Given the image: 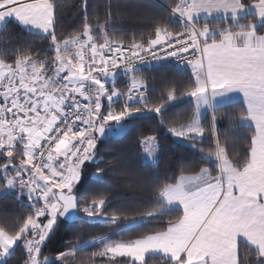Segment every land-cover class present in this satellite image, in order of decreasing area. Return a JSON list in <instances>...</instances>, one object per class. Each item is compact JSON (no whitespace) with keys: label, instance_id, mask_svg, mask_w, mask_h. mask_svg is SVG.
<instances>
[{"label":"snow or ice","instance_id":"1","mask_svg":"<svg viewBox=\"0 0 264 264\" xmlns=\"http://www.w3.org/2000/svg\"><path fill=\"white\" fill-rule=\"evenodd\" d=\"M58 7L56 0H0V25L14 18L41 30L53 53L45 61L28 52L12 63L0 60V181L5 189H19L30 208L24 217L0 222V264H7L18 242L27 252L25 264H75L86 250L79 242L69 241L71 247L54 259L41 256L58 221L79 213L118 226L90 242L101 250L91 254L100 259L90 258L89 264H147L148 254L160 255L163 264H239L241 240L255 250V264H264V0H178L169 12L179 17L182 31L158 25L154 38L127 45L110 36L107 22L89 23L87 0L83 31L59 37ZM217 13L231 23L210 27L207 21ZM147 56L177 57L190 65L193 79L181 96L194 101V110L168 121L175 125L169 131L194 147L210 131L215 148L205 154L209 167L158 183L150 210L108 214L106 197L85 198L76 187L83 166L97 155L96 133L103 136L110 122L120 125L134 114L162 115L178 99L173 89L157 103L149 100L146 84L136 76ZM120 68L130 80L127 92L107 87ZM233 90L245 99L239 119L254 125L248 153L235 162L216 136L214 105ZM114 98L123 101L119 111L112 108ZM205 107L212 108L207 129L201 118ZM155 140L141 141L150 156ZM103 172L97 168L98 176ZM173 210L178 214L166 226L123 238Z\"/></svg>","mask_w":264,"mask_h":264},{"label":"trees","instance_id":"2","mask_svg":"<svg viewBox=\"0 0 264 264\" xmlns=\"http://www.w3.org/2000/svg\"><path fill=\"white\" fill-rule=\"evenodd\" d=\"M57 35L67 38L83 31L84 14L83 0H56ZM178 0H87L88 21L91 24L105 25L109 28L110 36L122 40L125 45L133 40L139 42L154 38L156 26H169L170 30L182 31L181 22L170 15L169 9ZM250 2V0H246ZM254 20V16H249ZM205 21L201 20V24ZM246 22V21H242ZM210 27L226 26L231 23L224 18L208 19ZM50 38L44 33L25 29L15 20L7 22L0 33V60L12 63L21 52H28L37 61H45L53 55ZM136 76L147 86L148 98L154 103L159 102L169 90L175 89L178 99L169 102L163 114L142 112L129 117L128 130L120 137L108 136L98 139L97 155L93 162H86L82 170V180L77 185L78 194L85 198L102 195L110 203L105 211L112 214L118 211L129 215L135 211L150 210L153 195L160 182H174L182 174H191L200 167H209L205 154L215 148L216 137L206 131L203 141L186 140L179 142L169 129L175 125L168 121L191 116L194 101L181 92L190 86L193 79L189 69L173 67L148 66L137 69ZM130 80L125 74L114 81V86L121 92L129 88ZM111 90L112 85L107 86ZM105 103L104 110H107ZM116 111L123 107V101L115 105ZM240 102H231L215 108L216 136L225 147L230 160L243 161L249 151L250 140L254 129L240 123V114L245 110ZM162 120L164 123H162ZM202 121L207 128L211 127L212 111L205 114ZM186 122V121H185ZM154 136L158 141V161L155 164L144 160L143 143L145 137ZM203 149V152L200 151ZM0 162L3 158L0 157ZM104 172L97 175V168ZM30 211L26 196H21L19 189H5L0 181V222L15 221L26 216ZM178 213L173 210L140 229L132 231L124 239H135L143 232L166 226L169 219H175ZM117 225L106 223L104 220H88L79 213L73 221L61 218L58 221L55 234L42 249V256L54 259L59 251H67L71 244L79 242L85 245V252L78 255L75 264H89L91 254L99 251V247L90 246L94 238L104 236L116 229ZM119 239L120 237H114ZM27 252L22 242L15 246L7 264H25ZM99 260L100 258H92ZM147 264H163L160 255L152 254L146 258ZM255 250L245 243L239 245V264H255Z\"/></svg>","mask_w":264,"mask_h":264},{"label":"crops","instance_id":"3","mask_svg":"<svg viewBox=\"0 0 264 264\" xmlns=\"http://www.w3.org/2000/svg\"><path fill=\"white\" fill-rule=\"evenodd\" d=\"M203 15L204 14H201V20H204L203 19ZM219 18H224L225 19V14L224 13H217V14H214L212 17H210L209 19H219ZM11 20H15L14 18H8L7 20H6V22H5V24L7 23V22H9V21H11ZM16 21V20H15ZM16 22H18V21H16ZM19 23V22H18ZM4 24V25H5ZM20 24V23H19ZM4 25H0V33H1V31H2V29H3V27H4ZM21 25V24H20ZM23 26V25H22ZM25 29H27V30H30V31H33V32H37V33H42V31L41 30H39V29H35V28H32V27H26V26H23ZM190 71L192 72V69H190ZM109 85H114V82H111V80L109 79L108 80V84H107V86H109ZM185 98H188V99H191L190 97H187V96H185ZM192 100V99H191ZM237 101H240V102H242L244 105H245V107H246V104H245V99H244V97H243V95H242V93H240L238 90H233V91H231V92H229V93H226V94H224L223 96H221V97H218L216 100H215V102H214V105H215V108L216 107H219V106H222V105H225V104H229V103H231V102H237ZM210 111H212V108H207V107H205V108H203V110H202V114H201V118H203L204 116H205V114H207L208 112H210ZM240 123L242 124V125H244V126H247V127H251V128H253L254 129V125L253 124H251L250 122H248V121H242V120H240ZM143 146V150H144V160H146L147 162H150V163H152V164H155L157 161H158V148H159V146H158V141H155V144H154V152H153V155H151V156H147L148 155V153H146L145 152V147H146V145L145 144H143L142 145ZM186 175V174H185ZM77 187V186H76ZM115 239V238H114ZM241 243H245V244H247V242L246 241H243V240H241L240 242H239V244H238V261H239V245L241 244ZM248 245V244H247ZM250 246V245H249ZM250 247H252V246H250ZM15 248V247H14ZM99 249V251L101 250L100 248H98ZM148 255H152V254H148ZM148 255H146V257L148 256ZM157 255V254H156ZM145 257V258H146Z\"/></svg>","mask_w":264,"mask_h":264},{"label":"built area","instance_id":"4","mask_svg":"<svg viewBox=\"0 0 264 264\" xmlns=\"http://www.w3.org/2000/svg\"><path fill=\"white\" fill-rule=\"evenodd\" d=\"M179 20V17H176ZM148 66H161V67H176L181 69H186L190 67L184 60L178 59L177 57H162L161 59L157 60L152 58L151 56L145 57L144 63H138L137 69L140 67H148ZM123 68H120L116 71L115 77L124 74ZM115 100L113 101V103Z\"/></svg>","mask_w":264,"mask_h":264},{"label":"rangeland","instance_id":"5","mask_svg":"<svg viewBox=\"0 0 264 264\" xmlns=\"http://www.w3.org/2000/svg\"><path fill=\"white\" fill-rule=\"evenodd\" d=\"M48 75H51V73L49 72L48 73ZM128 91V90H127ZM126 91V92H127ZM107 101H105V103H106ZM113 108V110H115L116 111V109H115V106H113L112 107ZM202 110H203V108L201 109V114H202ZM106 111V110H105ZM134 115H136V114H134ZM134 115H132V116H134ZM132 116H130V117H132ZM129 118V117H128ZM128 118H126L125 120H123V121H121L120 122V125H117L116 124V122H110V124H109V126L107 127V129H106V133H107V135L108 136H112V137H120V136H122L127 130H128V128H129V124L126 122L127 120H128ZM96 135H97V137H98V139H99V136H98V133H96ZM176 138V137H175ZM176 140L177 141H179V142H184V141H186V139H178V138H176ZM155 141H157V140H155ZM97 146H98V140H97ZM148 157L150 156L149 154L147 155ZM95 159H96V157H95ZM95 159L94 160H91L90 162H93V161H95ZM89 162V161H88ZM81 180H82V175H81ZM81 182V181H80ZM79 182V183H80ZM78 183V184H79ZM77 184V185H78Z\"/></svg>","mask_w":264,"mask_h":264},{"label":"water","instance_id":"6","mask_svg":"<svg viewBox=\"0 0 264 264\" xmlns=\"http://www.w3.org/2000/svg\"><path fill=\"white\" fill-rule=\"evenodd\" d=\"M99 139L103 140L107 138V133L105 132V134L103 136H100V134L98 133ZM78 216L75 215L74 217H64L63 219L67 220V221H73L76 217Z\"/></svg>","mask_w":264,"mask_h":264}]
</instances>
